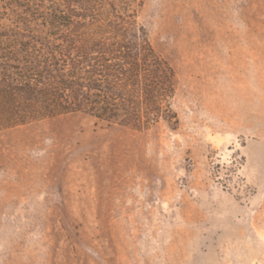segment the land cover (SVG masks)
I'll return each mask as SVG.
<instances>
[{
  "label": "rangeland",
  "instance_id": "rangeland-1",
  "mask_svg": "<svg viewBox=\"0 0 264 264\" xmlns=\"http://www.w3.org/2000/svg\"><path fill=\"white\" fill-rule=\"evenodd\" d=\"M113 1L174 68L179 123L1 128L0 264H264V0Z\"/></svg>",
  "mask_w": 264,
  "mask_h": 264
},
{
  "label": "trees",
  "instance_id": "trees-1",
  "mask_svg": "<svg viewBox=\"0 0 264 264\" xmlns=\"http://www.w3.org/2000/svg\"><path fill=\"white\" fill-rule=\"evenodd\" d=\"M2 16L0 129L73 112L177 127L176 72L133 11L113 0H0Z\"/></svg>",
  "mask_w": 264,
  "mask_h": 264
}]
</instances>
